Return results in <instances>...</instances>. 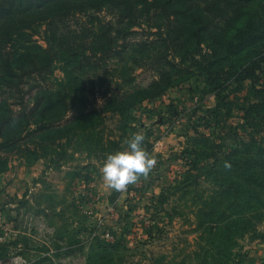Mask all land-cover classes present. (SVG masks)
Listing matches in <instances>:
<instances>
[{
	"label": "trees",
	"instance_id": "16d2710c",
	"mask_svg": "<svg viewBox=\"0 0 264 264\" xmlns=\"http://www.w3.org/2000/svg\"><path fill=\"white\" fill-rule=\"evenodd\" d=\"M108 58L125 62L96 106L91 71ZM138 69L153 74L143 85ZM195 73L217 114L230 110L226 92L249 81L258 101L245 115L264 123V0H0V173L13 157L56 161L74 145L113 153L119 139L103 138L104 113L126 118ZM191 140L193 168L214 184L194 211V260L176 264H236L237 238L264 222V144L239 140L221 156L205 136ZM112 250L92 248L84 264H118Z\"/></svg>",
	"mask_w": 264,
	"mask_h": 264
},
{
	"label": "rangeland",
	"instance_id": "374dc122",
	"mask_svg": "<svg viewBox=\"0 0 264 264\" xmlns=\"http://www.w3.org/2000/svg\"><path fill=\"white\" fill-rule=\"evenodd\" d=\"M33 37L44 44L41 34ZM124 62L108 58L91 71L96 106L102 91L116 90ZM55 74L61 76L59 70ZM136 74L139 85L153 76L141 69ZM226 93L230 110L212 112L215 96L205 77L195 73L135 106L126 118L104 113L103 138L119 139L113 153L108 144L96 154L74 145L56 161L27 164L13 157L0 173V264H84L89 250L100 246L112 247L118 264H150L162 256L164 262H192L200 233L194 211L214 183L193 168L191 139L205 136L221 156L239 140L264 144V123L252 111L244 112L258 101L250 82ZM137 132L145 135L144 147L157 160L149 179L123 193L103 187L99 168L107 155L123 150V141ZM233 252L236 264H264V222L238 237Z\"/></svg>",
	"mask_w": 264,
	"mask_h": 264
},
{
	"label": "clouds",
	"instance_id": "9594fccd",
	"mask_svg": "<svg viewBox=\"0 0 264 264\" xmlns=\"http://www.w3.org/2000/svg\"><path fill=\"white\" fill-rule=\"evenodd\" d=\"M145 139L142 132L134 133L123 141V150L107 155L99 168L103 187L123 193L129 186L149 179L157 160L144 147ZM223 167L230 170L231 164L225 162Z\"/></svg>",
	"mask_w": 264,
	"mask_h": 264
}]
</instances>
